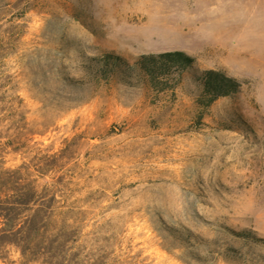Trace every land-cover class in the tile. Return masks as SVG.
<instances>
[{
  "label": "rangeland",
  "instance_id": "374dc122",
  "mask_svg": "<svg viewBox=\"0 0 264 264\" xmlns=\"http://www.w3.org/2000/svg\"><path fill=\"white\" fill-rule=\"evenodd\" d=\"M171 50L194 63L154 89L136 61ZM206 69L239 88L204 109ZM0 166L55 196L58 264H264L230 234L264 239V0H0Z\"/></svg>",
  "mask_w": 264,
  "mask_h": 264
},
{
  "label": "trees",
  "instance_id": "16d2710c",
  "mask_svg": "<svg viewBox=\"0 0 264 264\" xmlns=\"http://www.w3.org/2000/svg\"><path fill=\"white\" fill-rule=\"evenodd\" d=\"M95 59L100 62L99 72L106 79L114 73L115 64L123 62L119 56L108 54ZM193 63V57L184 51L171 50L142 54L136 66L152 88L165 90L173 86L168 84L170 80H178ZM195 79L200 88L196 103L204 109L239 88L234 78L220 70L199 71ZM20 174L19 168L0 166V258L4 257L7 247L14 246L19 248L23 258L36 250L51 256L45 264H58L55 256L66 229L65 219L62 214L55 212L54 195L51 197L52 203L44 206L31 183L23 190L19 188L16 179ZM230 234L239 243H264V239L248 231H231ZM221 254L226 260L237 263H241L244 258L242 252L232 246L225 247Z\"/></svg>",
  "mask_w": 264,
  "mask_h": 264
}]
</instances>
